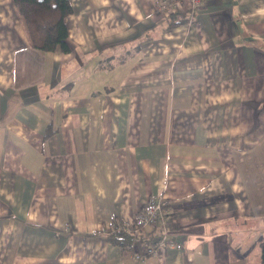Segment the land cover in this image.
Instances as JSON below:
<instances>
[{"label": "crops", "instance_id": "1", "mask_svg": "<svg viewBox=\"0 0 264 264\" xmlns=\"http://www.w3.org/2000/svg\"><path fill=\"white\" fill-rule=\"evenodd\" d=\"M69 1L62 52L0 0V264H261L264 0ZM156 196L183 248L110 243Z\"/></svg>", "mask_w": 264, "mask_h": 264}, {"label": "trees", "instance_id": "2", "mask_svg": "<svg viewBox=\"0 0 264 264\" xmlns=\"http://www.w3.org/2000/svg\"><path fill=\"white\" fill-rule=\"evenodd\" d=\"M21 19L23 20L30 44L44 51L59 50L69 52V30L66 26V18L72 14L73 8L69 0H14ZM193 12V10H192ZM195 14V12H193ZM194 16V15H193ZM184 17L174 25L182 24L191 19ZM167 232L175 230L177 220L173 215H167ZM138 226L130 221L114 220L105 229V234L110 243L129 250L137 239L134 233ZM261 261L264 264V240L261 242Z\"/></svg>", "mask_w": 264, "mask_h": 264}, {"label": "built area", "instance_id": "3", "mask_svg": "<svg viewBox=\"0 0 264 264\" xmlns=\"http://www.w3.org/2000/svg\"><path fill=\"white\" fill-rule=\"evenodd\" d=\"M191 3V7L193 12L198 9L199 6H201V3L203 0H189ZM182 0H176L172 4H168L167 2H160L159 8L163 10L173 11L174 7H177L181 4ZM167 206L168 202L162 198L159 197H152L149 199V201L141 207V209L137 212L135 218L133 219V222L135 225H137L139 228L141 227H157L159 224H162L164 226L163 233L161 235L160 243L159 245H169L172 247L177 248H183L182 244L176 243L175 241L167 240V220L168 214H167ZM127 225H129L130 221H126ZM155 249H150L149 253H154ZM140 257V256H138Z\"/></svg>", "mask_w": 264, "mask_h": 264}, {"label": "rangeland", "instance_id": "4", "mask_svg": "<svg viewBox=\"0 0 264 264\" xmlns=\"http://www.w3.org/2000/svg\"><path fill=\"white\" fill-rule=\"evenodd\" d=\"M261 264H262V261H261Z\"/></svg>", "mask_w": 264, "mask_h": 264}]
</instances>
